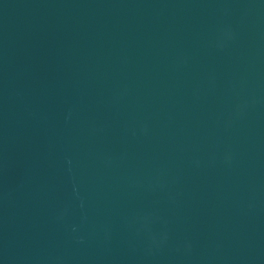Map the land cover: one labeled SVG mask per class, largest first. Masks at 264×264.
<instances>
[{
	"label": "water",
	"instance_id": "1",
	"mask_svg": "<svg viewBox=\"0 0 264 264\" xmlns=\"http://www.w3.org/2000/svg\"><path fill=\"white\" fill-rule=\"evenodd\" d=\"M0 264H264V0H0Z\"/></svg>",
	"mask_w": 264,
	"mask_h": 264
}]
</instances>
